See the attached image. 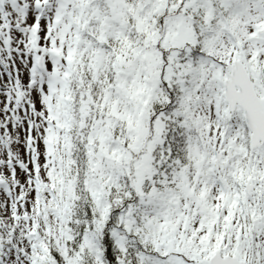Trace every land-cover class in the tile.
Segmentation results:
<instances>
[{"label":"snow or ice","instance_id":"1","mask_svg":"<svg viewBox=\"0 0 264 264\" xmlns=\"http://www.w3.org/2000/svg\"><path fill=\"white\" fill-rule=\"evenodd\" d=\"M0 264H264V0H0Z\"/></svg>","mask_w":264,"mask_h":264}]
</instances>
